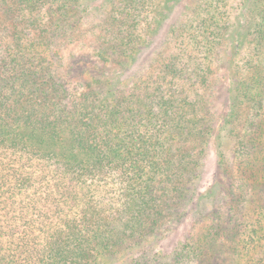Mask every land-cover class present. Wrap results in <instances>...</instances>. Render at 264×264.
I'll return each mask as SVG.
<instances>
[{
	"label": "trees",
	"instance_id": "1",
	"mask_svg": "<svg viewBox=\"0 0 264 264\" xmlns=\"http://www.w3.org/2000/svg\"><path fill=\"white\" fill-rule=\"evenodd\" d=\"M92 1L0 0V264H264V0H196L129 78L169 0Z\"/></svg>",
	"mask_w": 264,
	"mask_h": 264
},
{
	"label": "rangeland",
	"instance_id": "2",
	"mask_svg": "<svg viewBox=\"0 0 264 264\" xmlns=\"http://www.w3.org/2000/svg\"><path fill=\"white\" fill-rule=\"evenodd\" d=\"M104 0H93L92 8L97 14H99L95 21H99L102 18V8H99ZM196 0H169V9L167 17L160 25L157 34L154 36L152 43L143 50L139 58L136 60L135 64L124 74L125 78L134 76L145 66H147L152 59L161 52L168 51L170 48V32L173 28L178 26L189 13L190 8ZM230 5H235L238 0H228ZM99 6V7H95ZM95 8V9H94ZM86 29L83 28L78 32L76 36V41L69 45V47L64 52V64L65 71H68L71 76V85L73 87H79L83 84V73L88 70L92 62L93 49L90 47V37H82L85 35ZM94 58V57H93ZM216 105L222 108L224 101V87L220 86L218 88ZM219 108V110L221 109ZM222 115H224V110L221 109ZM216 175V157L213 150H211L209 157L206 162V176L203 183V189L207 185L211 184ZM200 228H193L192 224H184L179 228L171 231L164 241L161 242L159 250L165 254L169 255L176 245L184 240L188 234H198Z\"/></svg>",
	"mask_w": 264,
	"mask_h": 264
}]
</instances>
